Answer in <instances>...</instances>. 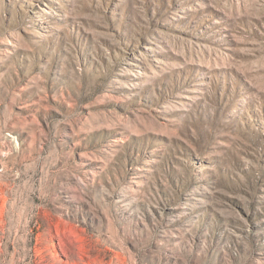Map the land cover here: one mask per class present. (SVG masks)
I'll list each match as a JSON object with an SVG mask.
<instances>
[{
    "label": "rangeland",
    "instance_id": "374dc122",
    "mask_svg": "<svg viewBox=\"0 0 264 264\" xmlns=\"http://www.w3.org/2000/svg\"><path fill=\"white\" fill-rule=\"evenodd\" d=\"M0 264H264V0H0Z\"/></svg>",
    "mask_w": 264,
    "mask_h": 264
}]
</instances>
